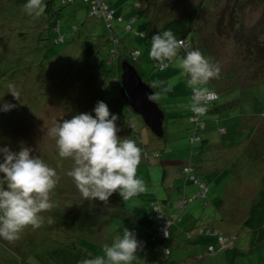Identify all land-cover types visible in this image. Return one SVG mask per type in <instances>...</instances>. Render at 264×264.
<instances>
[{
	"label": "rangeland",
	"instance_id": "rangeland-1",
	"mask_svg": "<svg viewBox=\"0 0 264 264\" xmlns=\"http://www.w3.org/2000/svg\"><path fill=\"white\" fill-rule=\"evenodd\" d=\"M53 1L52 8L61 13L62 35L53 28L56 19L52 14L44 11L39 17L29 16L23 10L25 0H0V97H3L0 103L15 105L9 111H0V147L8 146L12 151H19L21 146L31 147L32 154L54 168L59 177L50 193L53 207L42 213L45 217L43 225L35 230L31 226L26 227L20 238L13 242L0 240V264H78L82 259L102 254V246L110 244L123 227L134 230L137 238L142 236L147 241L143 253L137 250L135 261V264H143L158 245L153 240L156 222L149 220L155 210L152 201L163 203L170 215L168 218L175 211L181 212L175 207L178 190L175 191L173 186L177 187L175 182L183 178L181 170L187 165L195 167L197 174L207 182L208 199L197 198L181 213L182 219H187L173 224L169 256L181 264H229L230 250L221 249L215 254L209 251L210 243L220 249L213 235L197 234L188 238L187 231L205 225L226 235L239 234L238 248L244 245L247 234L242 227L243 210L251 204L264 176V115L243 117L242 125L247 129L257 121L253 140L249 138L247 143L225 146L222 136L215 131L209 137L205 154L190 158L189 137L193 130L187 114L192 104L191 89L178 67L184 52L163 71L143 63L148 55L143 57L144 61L141 60L143 82L149 85L159 82L154 88L160 96L156 102L167 116L164 132L156 136L152 129L145 128L140 114L131 116L127 112L112 82L106 81L103 89V78L99 77V70L93 68V65L105 62L106 53L116 41L118 48L138 49L143 55L144 42L139 32L146 31L148 19L137 18L136 0H106L115 10L113 32L107 30L103 18L91 14L90 2ZM191 1L199 0H172L175 12L192 5ZM43 2L46 5L47 0ZM225 2H216L222 3L220 10ZM245 14L243 23L248 30L258 21L260 12L248 9ZM120 17L123 20L118 21ZM133 18L137 19L133 21ZM130 23L132 30L128 31L125 27ZM211 33L201 31L203 40L207 42L203 44L211 47L214 63L219 64L224 73L233 68L243 74L247 68H253L252 74L256 73L235 39L226 33L219 35L215 30ZM58 35L61 39L64 37V42L55 44L54 38ZM111 37H115L113 42L109 40ZM94 45L102 51L98 59L92 53ZM203 55L211 62L208 51ZM125 67L132 68L129 64ZM218 78L211 80L215 83ZM169 84L171 89L165 91ZM69 85L72 90L76 89L77 94L68 91ZM9 90L17 91L19 100ZM258 96H264V82L236 85L218 103L223 106L225 114H236L239 120L238 114L248 113L252 109L253 98ZM97 101H104L110 112L117 115L118 137L135 141L137 135L131 133L136 128L129 131L127 126L129 122L138 120L148 150L159 148L161 152L157 159L146 161L141 157L136 175L144 181L145 191L129 201H123L118 193H113L107 203L83 200L72 178L66 175L72 161L58 157L55 137L49 132L61 120L78 114L79 106L82 107L81 113H92ZM164 133L166 141L161 138ZM48 217L52 218V223L47 222Z\"/></svg>",
	"mask_w": 264,
	"mask_h": 264
},
{
	"label": "trees",
	"instance_id": "trees-1",
	"mask_svg": "<svg viewBox=\"0 0 264 264\" xmlns=\"http://www.w3.org/2000/svg\"><path fill=\"white\" fill-rule=\"evenodd\" d=\"M66 1L73 2L74 0H65V2ZM83 1L90 2L91 14L93 16L103 18L106 23L107 30H111L113 32L112 20L114 19L115 10L112 9L107 1ZM217 1L218 0H199L196 2L191 1V3H193L192 5L189 4L185 7H181L179 8V11L175 12L172 0H136L135 6L138 9L137 18L144 17L148 19L146 31L139 32V35L140 33L145 34L142 39L144 42L143 55L138 49L132 51L131 49H127L125 46L118 48L116 41L115 46H113L112 49L109 48V52L106 53L107 59L105 62L93 65L94 69L99 70V77L103 78L102 87L104 84L107 85L106 81L109 80L112 82L113 88L116 89L119 98L128 109L127 112L133 116L139 113H137L131 107V105L127 103L125 94L123 93L122 76L124 73V67L126 64H129L133 69H135L141 79L144 80V70L142 68L141 60L144 61L143 57L148 55V59H146L143 63L152 64L154 69L160 70L157 66V62L149 57L151 37L153 34L162 32L166 29H171L176 35V38L183 41L185 45L191 46L192 49H198L202 54H205V52L208 51L210 53L212 63H214L212 58L214 53L210 50L211 47L206 46L207 44H203L207 42L203 40L204 35H201V31H208L211 33L215 30L219 35L226 33L228 36L235 39L240 45V51L243 52L242 54L244 58L248 59V62H250L253 67H255L256 73L252 74L253 68H247L248 71L246 69V73L244 74L241 72L237 73L235 68L225 73L221 70L217 82L214 83L212 80H210L208 84L205 85V87H207L211 93L215 94L216 97L212 99H206L208 96H204L203 99H200L199 103L205 108L203 114L194 113L192 109L187 114V118L191 123L193 130L189 137V153L190 158L192 159H194L195 156H201L205 154L206 147L210 142L209 137L215 133V131H218V133L222 136L223 144L225 146L240 145L243 142L247 143L249 138L253 140V130L258 128L256 127L258 126L256 124L257 121L251 123L247 129L242 125L243 117L247 115H264V96L253 98V104L251 105L252 109H250L248 113H244V111L242 113L240 112L238 114L240 118L239 120H237L236 114L233 116L225 114L223 112V106L218 103V101L221 100V97L227 91H233L236 85H246L253 82H264V0H226V5H224V8L221 10L219 7L222 6V3H216ZM53 2V0H47L45 12L48 15L52 14L54 16L56 19V24L53 28L54 30L56 29L59 35H62L60 33L61 25L59 24L61 13L59 10L52 8ZM210 6L212 8H210ZM248 9L259 11L260 16L253 27L246 30L247 28L243 23V19ZM216 13L218 16H216ZM137 18H133V21H135ZM120 20H123V18L120 17L118 21ZM125 28L126 30L128 29V31L132 30V23L127 25ZM59 35L58 37L55 36L56 38H54L55 44L64 42V37L61 39L59 38ZM210 35V37L213 38V33ZM42 36L43 34L40 35L39 40L42 39ZM115 37H111L109 40L113 42ZM210 37L207 38L210 39ZM103 50L105 53L106 50ZM100 52L102 51H98L96 46L92 50V53L96 59L100 57ZM182 52L183 49L180 50L178 57ZM177 58L169 62V66L167 68L173 65ZM243 78L245 80H242ZM252 78L255 80H252ZM79 88L82 89L80 86ZM67 89L69 92L77 94L76 89L72 90L70 85L67 87ZM152 89L154 90V88ZM192 102L193 93L191 91V103ZM77 111L78 114L81 113L82 107L79 106ZM163 113L164 132V123L167 120V116L165 115L164 111ZM122 117L124 118L125 116L122 115ZM142 118L143 117L141 116V119ZM209 121H211L210 124ZM135 128L136 131L131 134L137 135L135 136V141L137 146L141 149V157L146 161L151 160V158H160L161 152L159 148H155L154 151H149V146L147 147L145 139H142L144 131H141V123L138 120L128 123L127 130L131 131ZM145 128H149L151 130L147 124L145 125ZM139 132L141 134L140 136H138ZM155 135L159 136L157 133ZM161 138L166 141L165 133ZM185 167L186 166H184L181 170V176L183 178L175 182L177 187L175 185L173 186L175 191L178 190L175 207L181 212L178 213L175 211L171 214V217L168 218L170 215L165 211L163 203L159 200L158 202L152 201V206L155 208V210L151 212L149 220L151 223L156 222L153 240L156 241L158 245L155 247V250L146 258L143 264H179L178 261L170 258L169 256L171 251V227L177 221L181 222L182 220L184 221L187 219H182L181 213H183L185 209L197 198L208 199L207 193L209 188L205 179L200 174H197L195 167L191 166L187 170H184ZM165 176L166 172H164V179ZM206 204H209V202L207 201ZM122 208L125 209V206L122 205ZM243 212L242 227L243 230H246L247 235L245 239L246 242L244 241L242 248H238L237 235L239 234H236L235 236L226 235L221 231H214L212 228L205 225L188 230V238H192L197 234L207 233L209 235H213L217 239L220 249H218L214 243H210L208 249L210 246H213V250L209 249V251L215 254L221 249H226L227 251L230 250L232 253L230 254L229 264H264V176L261 179L258 192H256L255 197L252 198L251 204H248ZM164 223L168 224L166 229L161 228ZM137 240L140 242L141 240H145V238L141 236L138 237ZM144 242V247L142 249L138 247L137 249L139 253H143L145 251L147 241L145 240Z\"/></svg>",
	"mask_w": 264,
	"mask_h": 264
},
{
	"label": "clouds",
	"instance_id": "clouds-1",
	"mask_svg": "<svg viewBox=\"0 0 264 264\" xmlns=\"http://www.w3.org/2000/svg\"><path fill=\"white\" fill-rule=\"evenodd\" d=\"M45 7L43 0H25L23 4L25 14L35 17L44 13ZM144 35L140 33V38ZM181 49L184 55L179 59L178 67L193 93L191 109L203 114L205 108L199 101L201 97L212 95L205 85L219 76V64L210 62L198 49L178 40L171 29L152 35L149 57L163 71L178 57ZM158 83L150 87L156 88ZM170 89L171 84L165 91ZM8 92L19 100L17 91ZM147 99L156 102L160 96L151 93ZM14 107L0 103V111ZM117 119L104 101H97L92 113L75 114L49 129L55 137L58 157L72 161L66 175L72 178L83 200L107 203L113 193H118L123 201H129L145 191L144 181L136 175L141 149L134 140L118 137ZM32 153L31 147L21 146L19 151L0 147V240L13 242L20 238L26 227L40 228L45 222L42 213L53 207L50 193L59 177L54 168ZM190 167L187 165L184 170ZM47 222L52 223V218L48 217ZM138 247L135 231L123 227L110 244L102 246V254L82 259L78 264H135Z\"/></svg>",
	"mask_w": 264,
	"mask_h": 264
},
{
	"label": "water",
	"instance_id": "water-1",
	"mask_svg": "<svg viewBox=\"0 0 264 264\" xmlns=\"http://www.w3.org/2000/svg\"><path fill=\"white\" fill-rule=\"evenodd\" d=\"M124 68L122 76V89L126 101L143 117L145 123L158 135L163 133L164 113L157 102H150L147 96L155 93L150 85L143 82L135 71Z\"/></svg>",
	"mask_w": 264,
	"mask_h": 264
},
{
	"label": "built area",
	"instance_id": "built-area-1",
	"mask_svg": "<svg viewBox=\"0 0 264 264\" xmlns=\"http://www.w3.org/2000/svg\"><path fill=\"white\" fill-rule=\"evenodd\" d=\"M216 97V95L215 94H213L212 93V95H208V97H206V99H212V98H215ZM204 97H201L200 99H203ZM206 99H204V100H206ZM167 223H164L163 224V226L161 227L162 229H166L167 228ZM144 240H141L140 242H139V248L140 249H142L144 246ZM210 250H213V246H210V248H209Z\"/></svg>",
	"mask_w": 264,
	"mask_h": 264
},
{
	"label": "crops",
	"instance_id": "crops-1",
	"mask_svg": "<svg viewBox=\"0 0 264 264\" xmlns=\"http://www.w3.org/2000/svg\"><path fill=\"white\" fill-rule=\"evenodd\" d=\"M134 216V215H133ZM179 264H181V263H179Z\"/></svg>",
	"mask_w": 264,
	"mask_h": 264
}]
</instances>
